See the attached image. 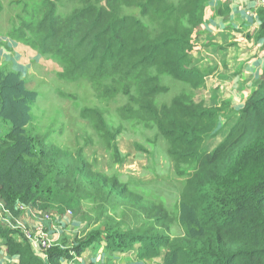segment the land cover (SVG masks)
<instances>
[{"label":"trees","instance_id":"trees-1","mask_svg":"<svg viewBox=\"0 0 264 264\" xmlns=\"http://www.w3.org/2000/svg\"><path fill=\"white\" fill-rule=\"evenodd\" d=\"M208 1L48 0L46 11L17 23V39L53 56L64 66V78L90 75L108 83L105 97L127 99L117 110L122 120L152 125L167 140L169 154L190 170L179 202L193 211L195 224L192 232L173 237L162 203L132 195L128 184L96 171L82 149H63L49 134L29 128L32 99L25 82L0 73V200L17 214L18 204L46 208L61 194L68 203L87 204L91 224L98 225L69 248L49 249L41 260L0 224V239L15 264H65L103 242L108 254L136 251L140 262L165 251L164 264H264V71L243 107L226 111L220 125L222 108H206L200 94L156 106L167 91L159 78L164 74L194 91L207 88L212 70L190 64L196 31L213 15ZM258 18L259 28L248 38L264 47V8ZM222 119L232 122L227 134ZM92 120L100 135L109 134L101 117ZM216 134L223 139L209 151L205 141Z\"/></svg>","mask_w":264,"mask_h":264},{"label":"rangeland","instance_id":"rangeland-1","mask_svg":"<svg viewBox=\"0 0 264 264\" xmlns=\"http://www.w3.org/2000/svg\"><path fill=\"white\" fill-rule=\"evenodd\" d=\"M46 2L48 0H0V73H15L25 82L28 98L32 99L28 103L31 117L29 128L41 135L49 134L50 141L63 149L72 152L82 149L84 158L96 171L128 184L127 189L132 195L134 193L137 197L162 203L173 222V237L183 236L186 230L192 232L195 215L179 202V194L186 180L184 174L190 170L186 163L178 164L169 154L167 140L152 125L139 120H122L117 110L125 105L127 99L116 94H112L111 99L105 97L102 89L108 83L91 78L90 75L66 79L61 75L64 66L53 56L43 55L37 47L27 46L17 39L14 34L19 26L17 23L21 20L30 22V15L46 11ZM170 2L175 4L179 0ZM208 2H212L210 9L214 18H208L196 31L199 37L194 41L197 48L190 64L191 69L212 70L211 74H206L207 88L194 91L186 83L164 74L159 78L167 91L158 95L156 106L169 105L177 97H196L200 94L203 95L206 108H222L218 122L220 125L221 115L226 111H238L243 107L248 97L246 92L254 84L251 82L259 83L261 80L264 58L257 68L254 62L255 56L260 55L262 42L249 39L248 36L249 32L259 28L258 13L264 7V0H249L254 8H249L246 16L256 19V23L253 21L246 25L242 21L241 25L228 31L221 28L231 18H237L234 3L237 2L243 9L244 5L239 0ZM127 13L132 14L134 11ZM219 17L223 20L220 24ZM37 20L34 19V23ZM204 70L208 73L207 69ZM85 110H91L94 114H83ZM93 117L102 118L109 134L100 135L97 131L99 125L92 120ZM223 122L222 119V125L225 124ZM231 124L229 122L224 126V133ZM221 138L216 134L206 140L205 148L210 151ZM1 206L4 204L0 200V215L3 217ZM46 208L41 203L34 207L18 204L17 214L9 211L4 216L9 226L7 228L15 232L14 237L28 244L34 256L45 257L48 250L30 243L34 250L28 241L36 242L42 235L51 239L55 234L58 239L51 242L50 248L59 246L65 249L73 245L75 237L78 240L98 228V225L91 224L94 214L87 204L68 203L67 199L56 193ZM121 211H117L118 214Z\"/></svg>","mask_w":264,"mask_h":264},{"label":"crops","instance_id":"crops-1","mask_svg":"<svg viewBox=\"0 0 264 264\" xmlns=\"http://www.w3.org/2000/svg\"><path fill=\"white\" fill-rule=\"evenodd\" d=\"M239 1L242 3V5H244L245 8L243 9L242 6H240V4L235 2L234 4L236 6L235 10L237 11V15H236L237 18H231V20L227 24H225L224 27H222L221 29H226L228 31L229 29L236 28L242 24V21L245 22L246 25H250L253 21H255V23H256V19H250L246 16V11H248L249 8H252V7L254 8V4L252 2H249V0H239ZM219 7H220V5H219ZM212 16L210 18H214ZM239 17H241V19H238ZM206 21H208V19ZM222 21L223 20L219 17V19H218L219 24ZM225 36L231 37L232 35L225 34ZM218 47L222 48L221 46H218ZM260 55H261L262 59H260ZM260 55L255 56V62H254L255 68L259 67L262 64V60L264 58V47H262V49L260 51ZM249 70L253 71V69L250 67H249ZM262 72L263 71H261V73ZM212 81H214V80H212ZM251 83H254V84L252 87L248 88V90L246 92L247 95H249L251 93V91H253V89L256 88V86L258 84V83H255V81L251 82ZM223 123H225L224 124L225 126L228 124V122H225V121ZM230 126H229V128H230ZM229 128H228V130H229ZM228 130H227V132H228ZM227 132H226V134H227ZM222 139L219 141V143L222 141ZM5 209L8 210L6 207H5ZM8 212H9V210H8ZM59 221H62V220H59ZM14 238L16 240H18L19 242H21V240L17 239L16 237H14ZM6 250H7V248L5 247L3 240L0 239V264H15V263H17V260L15 257H13V258L8 257ZM164 255H165V251L164 252L162 251L159 258L154 259V260L149 261V262L148 261L140 262L136 259V251L125 253V254H119V255L108 254L106 251V248H105V243L103 242L101 244L94 243L89 248H87L82 254L75 256L71 260V262H67L65 264H164ZM35 256L37 258L42 259L41 256H38L36 254H35Z\"/></svg>","mask_w":264,"mask_h":264},{"label":"built area","instance_id":"built-area-1","mask_svg":"<svg viewBox=\"0 0 264 264\" xmlns=\"http://www.w3.org/2000/svg\"><path fill=\"white\" fill-rule=\"evenodd\" d=\"M1 210H2V212L4 213V215H3V217L0 215V224L2 225V226H4V227H9V226H7L6 225V223H5V219H4V216H5V213H9L8 212V210H6L5 208H4V206H1ZM70 213V212H69ZM45 219H48L49 220V217L48 216H45ZM19 225V224H18ZM41 230V229H40ZM42 235V234H41ZM24 236H25V238L27 239H29V236H26V234H24ZM40 239V240H39ZM38 240H36V242H29L28 240V243L30 244V243H33V246L34 247H39V248H41V249H43V250H49V249H51L50 247H51V242L52 243H54L57 239H58V237L55 235V234H53L52 235V238L51 239H49V238H47L45 235L43 236H41L40 238H39ZM31 245V244H30ZM31 247H32V245H31ZM56 247V246H55ZM33 248V247H32ZM53 248V247H52ZM34 249V248H33ZM35 250V249H34ZM46 257H42V259L41 260H46L45 259Z\"/></svg>","mask_w":264,"mask_h":264},{"label":"clouds","instance_id":"clouds-1","mask_svg":"<svg viewBox=\"0 0 264 264\" xmlns=\"http://www.w3.org/2000/svg\"><path fill=\"white\" fill-rule=\"evenodd\" d=\"M264 8V7H263ZM207 20V19H206ZM204 24V23H203Z\"/></svg>","mask_w":264,"mask_h":264}]
</instances>
